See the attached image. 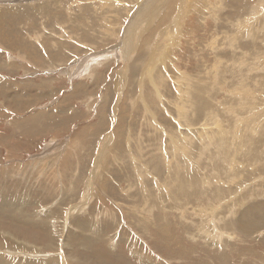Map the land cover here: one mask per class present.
I'll return each mask as SVG.
<instances>
[{
	"label": "rangeland",
	"instance_id": "1",
	"mask_svg": "<svg viewBox=\"0 0 264 264\" xmlns=\"http://www.w3.org/2000/svg\"><path fill=\"white\" fill-rule=\"evenodd\" d=\"M4 1L0 264H264V0Z\"/></svg>",
	"mask_w": 264,
	"mask_h": 264
},
{
	"label": "bare ground",
	"instance_id": "2",
	"mask_svg": "<svg viewBox=\"0 0 264 264\" xmlns=\"http://www.w3.org/2000/svg\"><path fill=\"white\" fill-rule=\"evenodd\" d=\"M1 1H4V0H1ZM4 2L11 3V2H13V0H7V1H4ZM13 3H14V2H13ZM198 5H199V4H198ZM140 7H141V6H140ZM9 8H10V7H9ZM11 10H12V9H11ZM150 10H151V9H150ZM12 11L18 13L19 15L22 13L20 9H13ZM12 11H11V13H12ZM6 12H7V10H4V9H3V11L0 10V14H5ZM135 14H136V13H135ZM14 15H16V14H14ZM19 15H18V16H19ZM20 16H21V15H20ZM150 16H151V15H150ZM10 19H11V18H10ZM21 19H22V18H21ZM152 20H153V19H152ZM7 21H9V19H8ZM1 23H3V21H2ZM170 28H171V27H170ZM126 30H127V28H126ZM126 32H127V31H125V33H126ZM152 33H153V32H152ZM125 36H126V35H125ZM29 41H30V40H29ZM122 47H124V46H122ZM151 50H152V49H151ZM151 50H150V51H151ZM152 57H154V56H152ZM48 62H49V61H48ZM149 63H150V62H149ZM147 65H148V64H147ZM147 65H146V66H147ZM149 66H150V65H149ZM151 67H152V66H151ZM145 68H146V67H145ZM147 68H148V66H147ZM147 68H146V70H150V69H151V68H150V69H147ZM152 69H153V68H152ZM151 72H152V71H151ZM149 74H150V72H149ZM154 75H155V74H154ZM149 76H150V75H149ZM123 77H124V76H123ZM150 78H151V77H150ZM0 79H1V76H0ZM0 82H2V84H3V85L1 84V86H0V90H1V91H2V88H5L3 91H6V89H9V87L12 88V87H14L15 85H22V86H23V85L30 84L31 86H35L34 88H31L30 85H29V86H28L29 90H28V88L25 89V87H22V86H21V87L24 89V90L22 91V93H23V92H24V93L26 92L25 95H30V97H29L28 99H26V100H30V99H32V98L34 97L35 94H33V92H34V91H35V92L37 91V89H36L37 87L43 89V88H42L43 86L38 85V86L36 87V85H32L33 83L31 84V83H29V82H24L23 84H21V81H17V82H15L14 80H13V81L8 80L7 82H4V81L0 80ZM3 82H4V83H3ZM9 82H10V83H9ZM155 82H156V81H155ZM12 83H14L15 85L12 84ZM50 85H51V84H50ZM82 85H83V84H82ZM15 87H16V86H15ZM15 87H14V88H15ZM48 87H49V86H48ZM50 87H52V86H50ZM77 87H78V85H77ZM14 88H13V89H14ZM45 88H46V87H45ZM16 89H17V88H16ZM32 89H33V91H32ZM47 89H49V88H47ZM50 89H52V88H50ZM72 89H73V92H74V91L76 92L75 87H72ZM9 90H10V89H9ZM11 90H12V89H11ZM11 90H10V91H11ZM19 90H20V89H19ZM55 90H56V89L53 88V89L51 90V92H54ZM7 91H8V90H7ZM16 91H17V90H16ZM16 91L14 92L15 94H16ZM20 91H21V90H20ZM20 91H18V93H19ZM41 91H42V90H41ZM57 91H58V90H56L55 92H57ZM12 92H13V90H12ZM37 92H39V91H37ZM55 92H54V93H55ZM71 92H72V91H71ZM10 93H11V92H10ZM70 94H71V93H70ZM70 94H69V95H70ZM75 94H76V93H75ZM104 94L106 95V93H104ZM18 95H20V97H21L22 99H24L23 97H24L25 95H24V96L21 95V92H20V94H18ZM37 95H38V93L36 94L35 97H37ZM66 95H67V94H66ZM8 96H9V95H8ZM8 96H7V99H8ZM72 96H73V95H72ZM15 97H16V96H15ZM15 97H14V98H15ZM18 97H19V96H18ZM35 97H34V98H35ZM64 97H65V96H64ZM70 97H71V96H70ZM10 98H11V96H10ZM14 98H12V100H13ZM22 99H21V100H22ZM88 99H89V97H88ZM12 100H11V102L14 101V100H13V101H12ZM19 100H20V98H19ZM19 100H18V101H19ZM21 100H20V101H21ZM62 100H63V99H62ZM65 100H66V103H67V100H68V99L65 98ZM8 101H9V100H8ZM18 101H17V102H18ZM20 101H19V102H20ZM6 102H7V101H6ZM11 102H10V104H12ZM19 102H18V103H19ZM22 102H23V101H22ZM61 102H62V101H61ZM8 103H9V102H8ZM13 103H14V102H13ZM10 104H8V105H10ZM58 104H63V103H58ZM12 105H13V104H12ZM63 106H64V105H63ZM63 106L61 105V107H63ZM29 107H30V106H29ZM31 107H32V106H31ZM56 108H57V107H56ZM60 109H61V108H60ZM100 109H102V108H100ZM56 110H57V109H56ZM61 111H62V109H61ZM99 111H100V110H99ZM102 111H103V113H104V110H102ZM102 111H101V114H102ZM105 111H106V110H105ZM118 114H119V113H118ZM33 115H34V113H33ZM101 116H102V115H101ZM102 118H103V117H102ZM102 118H101V119H102ZM31 119H32V118H31ZM103 119H105V118H103ZM51 125H52V124H51ZM35 126H36V125H35ZM91 126H92V125H91ZM96 127H97V126H96ZM83 129H84V128H83ZM35 132H36V131H35ZM238 134H239V133H238ZM240 143H241V142H240ZM51 153H52V152H51ZM157 158H158V157H157ZM139 168H140V167H139ZM93 171H94V170H93ZM144 173H145V172H144ZM180 173H181V172H180ZM196 175H197V174H196ZM178 176H179V175H178ZM175 177H176V176H175ZM140 180H141V179H140ZM180 182H181V181H180ZM181 183H182V182H181ZM172 188H173V187H172ZM169 189H170V188H169ZM178 189H179V187H178ZM171 190H172V189H171ZM171 190H170V193H171ZM183 190H184V189H183ZM181 191H182V190H181ZM96 198H97V197H96ZM163 205H164V204H163ZM181 206H182V205H181ZM82 208H83V207H82ZM182 209H183V208H182ZM207 209H208V208H207ZM194 215H195V214H194ZM209 231H210V230H209ZM78 240H79V239H78Z\"/></svg>",
	"mask_w": 264,
	"mask_h": 264
}]
</instances>
